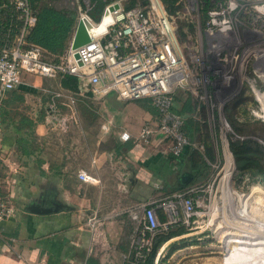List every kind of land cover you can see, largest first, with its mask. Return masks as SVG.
<instances>
[{"label": "crops", "instance_id": "0c3cea01", "mask_svg": "<svg viewBox=\"0 0 264 264\" xmlns=\"http://www.w3.org/2000/svg\"><path fill=\"white\" fill-rule=\"evenodd\" d=\"M44 80L24 75L1 107L0 195L16 209L0 222V264H85L88 256L122 264L130 213L201 182L192 164L201 159L198 131L189 126L195 138L175 156L158 133L148 143L138 140L141 125L157 119L137 99L121 100L113 92L95 97L98 114H88L87 123L76 107L47 111L44 93L57 91V83L45 87ZM28 92L36 94L31 105ZM23 117L33 121L30 128L20 124ZM122 131L131 141L119 138ZM79 170L96 181H82ZM91 214L101 221L95 233L87 223Z\"/></svg>", "mask_w": 264, "mask_h": 264}, {"label": "built area", "instance_id": "2783aa9c", "mask_svg": "<svg viewBox=\"0 0 264 264\" xmlns=\"http://www.w3.org/2000/svg\"><path fill=\"white\" fill-rule=\"evenodd\" d=\"M214 8L208 11L204 22L205 33L217 37L229 33L233 15L244 7H249L264 17V0H211ZM114 2L119 7L110 11V21L105 30L91 37L88 43L77 48L71 47V41L64 54L56 63L44 58V50L37 44L28 43L25 35L35 24L36 16L32 12L29 0H9L22 22L14 41L0 49V106L8 90L18 87L24 75L43 78H55L58 74H70L83 80L84 87L95 97L113 92L121 100L150 98L158 109L155 124L146 123L140 129L138 140L148 143L154 133L162 135L169 143V150L174 155L180 154L190 145V140L183 131V116L172 110L175 92L184 88L190 81V70L182 45L175 31V23L166 12L161 0H144V6L124 10L120 1ZM187 8L199 13L198 0H186ZM103 10V11H104ZM102 16V15H101ZM91 18L79 12L78 18ZM101 19V18H100ZM213 53L222 50V42L215 41L208 45ZM78 54V59L75 58ZM213 54H211L212 56ZM80 60L81 65L77 63ZM221 58L217 57L219 62ZM62 99V103L72 112L75 111V97L62 91H49ZM48 93V92H47ZM65 93V94H64ZM52 98L49 107H54ZM63 118L61 122H65ZM105 127V126H104ZM119 138H130L127 131H122ZM82 181L94 182L95 177L84 170L78 171ZM194 187L172 193L168 199L157 205L141 203L139 210L130 213L132 238L130 248L135 257H142V249L150 248L152 236L159 227L181 222L190 224L195 214ZM179 206V210L176 208ZM161 208L167 217L160 222L157 209ZM15 205L8 196L0 195V222L11 217ZM141 210V213H140ZM87 223L95 233L101 224L96 214H91ZM128 254L124 255V259Z\"/></svg>", "mask_w": 264, "mask_h": 264}, {"label": "rangeland", "instance_id": "374dc122", "mask_svg": "<svg viewBox=\"0 0 264 264\" xmlns=\"http://www.w3.org/2000/svg\"><path fill=\"white\" fill-rule=\"evenodd\" d=\"M75 1L53 0V3L78 12ZM188 24H194V33L189 31ZM175 25L179 43L184 46L190 81L175 92L171 106L179 110L189 101V109H194L196 116L206 123L219 155L211 166L208 182L194 186L195 214L190 224L185 225L187 232L164 243L154 264H264V233L258 227L264 225V181L248 175L239 181L228 148L229 140L247 139L261 148L252 146L250 153L259 154L264 164V17L249 7L241 8L233 15L232 30L214 37L205 33L201 14L182 5L175 16ZM215 41H221L223 49L208 51V45ZM217 57L221 58L219 62ZM43 79L45 87L54 86L53 78ZM33 95L36 94L27 93L29 105ZM90 112L98 114L95 110ZM86 120L88 123V115ZM176 208L179 210V206ZM247 222L255 228L247 230L254 234V239L246 237L238 244H228L222 239L250 226ZM125 226L126 254L132 238L129 219Z\"/></svg>", "mask_w": 264, "mask_h": 264}, {"label": "trees", "instance_id": "16d2710c", "mask_svg": "<svg viewBox=\"0 0 264 264\" xmlns=\"http://www.w3.org/2000/svg\"><path fill=\"white\" fill-rule=\"evenodd\" d=\"M8 1L9 0H0V49L4 46L10 45L14 41V38L22 25V22L17 17V11H15L12 5L7 3ZM113 1L115 0H76V6H78L79 9L77 12L75 9L56 6L53 3V0H29L32 12L36 16V21L25 35V39L28 43L37 44L44 50V58L46 61L56 63L68 48L75 31L79 12L87 14L92 21L98 22L105 6ZM119 1L124 10L145 5L144 0ZM161 1L165 6L168 17L175 23V16L178 14L182 5L186 7V2L184 3V0ZM198 4L199 15L201 14V19L205 22L208 17V11L214 8V3L211 0H198ZM188 28L190 32L194 33V24H188ZM175 31L179 41L176 25ZM53 79L55 80V83H57V90L74 95L77 111H80L86 116L92 113L90 110H94L95 108V103L93 102L95 96L90 93L89 89L84 87L82 79L70 74H58ZM15 91L17 90L14 88L10 89L7 91L6 95ZM44 97L47 104V111L51 114L66 111L67 107L62 103L61 98L50 92L44 93ZM52 98L55 103L53 108L49 107ZM175 99L176 98H174V101ZM136 101L143 108L154 110L156 119H158V109L152 105L150 98H141ZM1 107L3 108V105L0 106V116L2 117V123H4L6 119L3 120L5 115L2 113L3 111ZM194 108H196V106ZM190 109L189 101H187L179 110L172 107L174 112L183 116L184 122L182 128L190 142H193L195 137L193 133H191L189 126L194 127V129L198 131L199 139L202 144V152L197 151L201 159L199 162H194L192 164L194 168V177L196 179H201V182L197 185L202 186L208 182L212 174L211 166L218 159L219 154L216 151L212 135L206 123L200 120V116H196L194 109L192 111ZM43 112H45V110H43ZM188 113H191V115L187 116ZM230 117L233 119V112L230 113ZM20 124L30 128L33 125V121L23 117L20 120ZM235 128L238 130L237 127ZM126 141L131 140L128 139ZM130 145L131 143L128 144V146ZM256 145L258 144H253L247 139L228 141V148L233 154L236 168L238 170L237 175L239 181L247 175L252 178H260L264 181V164L262 163L261 157L259 154L250 153V149L251 151L254 149L252 146L258 148ZM195 187L197 186L195 185ZM186 189L187 188H183L177 191H184ZM157 215L160 222H165L167 220L166 214L161 208L157 209ZM185 232H187V226L181 222L169 224L166 228H157L152 236L150 248L148 250L146 248L142 249V257L136 258L134 249L129 248L126 253L128 256L125 259L123 258L122 264H154L158 249L169 239ZM85 264L100 263L95 257L88 256L85 260Z\"/></svg>", "mask_w": 264, "mask_h": 264}, {"label": "water", "instance_id": "95a60500", "mask_svg": "<svg viewBox=\"0 0 264 264\" xmlns=\"http://www.w3.org/2000/svg\"><path fill=\"white\" fill-rule=\"evenodd\" d=\"M118 7H119V3L114 2L113 4L109 5L107 9H105L103 11L99 23L103 22L104 15L106 13L108 15H107V19L103 25V28L101 30H96L93 27L92 22L88 18H86V17L78 18L77 23H76V27H75V31H74L72 39H71V47L73 49H75L82 44L88 43L90 41L91 37L102 33L105 30V25L110 21V11L117 9ZM74 56L76 59H78L77 53H75ZM77 63L79 65L82 64V62L80 60H78ZM47 210H51V209H47Z\"/></svg>", "mask_w": 264, "mask_h": 264}, {"label": "bare ground", "instance_id": "6f19581e", "mask_svg": "<svg viewBox=\"0 0 264 264\" xmlns=\"http://www.w3.org/2000/svg\"><path fill=\"white\" fill-rule=\"evenodd\" d=\"M107 13L104 15V18H103V22H101V23H97V24H93V27L96 29V30H101L102 28H103V25H104V23H105V21H106V19H107ZM245 200H246V204H248L247 203V197L246 198H244ZM247 207H250V205L249 206H247ZM252 208H254V206H251V211L253 212V209ZM255 223V222H254ZM247 225H250V226H244L245 228L244 229H242L238 234H230V235H228V236H226V237H222V239L223 238H225L226 239V242L229 244V243H233V244H235V243H239V242H241L242 240H244V238H248V237H252L253 239H254V234L253 233H250V232H247V230H249V231H254V227L253 226H251L252 224L251 223H249V222H247L246 223ZM258 224V223H257ZM237 225H240V223L239 224H237ZM242 225V224H241ZM241 227V226H240ZM251 227H253V228H251ZM258 227H260V229L263 231V233H264V225H259ZM243 228V227H242ZM226 232V231H225ZM224 232V233H225ZM229 232V231H228ZM231 232V231H230ZM236 236H240V237H242V238H236ZM262 239L264 240V237L262 236Z\"/></svg>", "mask_w": 264, "mask_h": 264}, {"label": "flooded vegetation", "instance_id": "af4514ba", "mask_svg": "<svg viewBox=\"0 0 264 264\" xmlns=\"http://www.w3.org/2000/svg\"><path fill=\"white\" fill-rule=\"evenodd\" d=\"M199 108V107H198Z\"/></svg>", "mask_w": 264, "mask_h": 264}]
</instances>
